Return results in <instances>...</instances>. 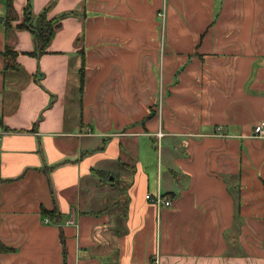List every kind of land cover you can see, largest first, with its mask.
I'll return each mask as SVG.
<instances>
[{
  "label": "crops",
  "instance_id": "0c3cea01",
  "mask_svg": "<svg viewBox=\"0 0 264 264\" xmlns=\"http://www.w3.org/2000/svg\"><path fill=\"white\" fill-rule=\"evenodd\" d=\"M27 1L72 13L39 56L6 28ZM12 6L0 0V52H18L0 53V264H264V0ZM147 53L154 71L126 67ZM158 188L171 206L146 199Z\"/></svg>",
  "mask_w": 264,
  "mask_h": 264
},
{
  "label": "trees",
  "instance_id": "16d2710c",
  "mask_svg": "<svg viewBox=\"0 0 264 264\" xmlns=\"http://www.w3.org/2000/svg\"><path fill=\"white\" fill-rule=\"evenodd\" d=\"M7 8L11 9L12 0H6ZM24 14L27 15V19L16 25V28H27L32 33L34 38V50L31 52L33 55L39 56L46 52V47L49 45L52 37L55 33V28L57 27L58 19L65 16L66 13H62L59 17H49L48 7H44L38 13H32L29 3L27 1L26 6L23 7ZM72 14V13H68ZM34 18V21H30ZM7 19V18H6ZM11 27L7 24L6 28ZM4 59L15 60L18 52L14 51L9 45H5L3 50L0 52ZM7 62V61H6ZM8 63L4 65L6 68ZM84 68H85V58L82 55L81 66L79 68V90H83L84 84ZM148 116V115H147ZM43 215H49V217H54L56 214L53 211L42 210ZM1 248V245H0ZM7 249V248H6Z\"/></svg>",
  "mask_w": 264,
  "mask_h": 264
},
{
  "label": "rangeland",
  "instance_id": "374dc122",
  "mask_svg": "<svg viewBox=\"0 0 264 264\" xmlns=\"http://www.w3.org/2000/svg\"><path fill=\"white\" fill-rule=\"evenodd\" d=\"M3 13H4V11H0V16H2ZM66 15H68V13H66ZM6 18H7L6 22L9 25H11L10 28H16L17 24L22 23V21H25V19H27V15H25L24 11L22 10V13H21L20 17L15 15L13 12H10L9 16H7ZM162 19H163V12H160L158 14V20L161 22V24L163 22ZM80 20H82V19H80ZM30 21H34V18H32ZM12 22H14V24H12ZM22 29L29 30L27 28H22ZM135 33L138 36H140V34H141L139 31H136ZM160 41H162V40H160ZM160 41L158 40V42H160ZM160 45L162 46V50H163V41H162V43L160 42ZM149 60H150V54H148V53L147 54H143V55H140V54L135 55V54H133L132 56H128L127 61H126V67L127 66L132 67V68L133 67H142L143 70L148 69V67H149L150 69H152L154 71L156 64H153V62L149 64ZM158 61H159V69H160V74H159V83H160V85H159L158 90L155 93V98H156L155 105H158L161 102V99H162L161 98V93H162V85L161 84H162V78H163L162 75H161L162 53H160ZM123 64H124V61H121V66ZM117 65L119 66L118 62H117Z\"/></svg>",
  "mask_w": 264,
  "mask_h": 264
},
{
  "label": "built area",
  "instance_id": "2783aa9c",
  "mask_svg": "<svg viewBox=\"0 0 264 264\" xmlns=\"http://www.w3.org/2000/svg\"><path fill=\"white\" fill-rule=\"evenodd\" d=\"M264 131V120L258 122L255 124L254 128H253V136L255 137H261ZM146 199H148L150 202H152L153 204H155L158 208L161 206H171L172 204V199L169 196L164 195L160 189L158 188V190L156 191L155 194H151V193H146L145 195ZM44 222H50V218L49 216H46L43 218ZM66 224L70 223L73 224L74 221L72 219H68L65 221ZM59 225H61V223H58ZM149 264H159V260L158 257H155L152 261H150Z\"/></svg>",
  "mask_w": 264,
  "mask_h": 264
},
{
  "label": "water",
  "instance_id": "95a60500",
  "mask_svg": "<svg viewBox=\"0 0 264 264\" xmlns=\"http://www.w3.org/2000/svg\"><path fill=\"white\" fill-rule=\"evenodd\" d=\"M2 17H0V19H1Z\"/></svg>",
  "mask_w": 264,
  "mask_h": 264
}]
</instances>
